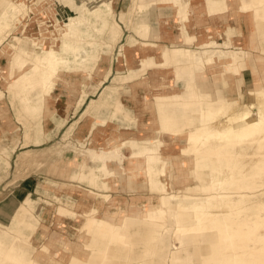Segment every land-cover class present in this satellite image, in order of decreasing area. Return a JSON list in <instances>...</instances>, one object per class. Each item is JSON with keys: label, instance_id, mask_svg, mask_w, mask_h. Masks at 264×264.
I'll return each instance as SVG.
<instances>
[{"label": "bare ground", "instance_id": "bare-ground-1", "mask_svg": "<svg viewBox=\"0 0 264 264\" xmlns=\"http://www.w3.org/2000/svg\"><path fill=\"white\" fill-rule=\"evenodd\" d=\"M15 1L21 3L23 9L24 5H28L26 0ZM15 1L0 0V33L5 27L4 20L8 16V9L16 6ZM197 1L191 0L188 6L189 11H193ZM228 1L204 0L210 7L219 5L221 8L219 18L226 22L233 16L232 13L227 12ZM230 1L233 9H238L237 18L241 9L250 24H254L256 18H264V2L261 0ZM133 2L122 11V18L127 19V23L137 31L153 38L163 37L162 28L156 30L146 22L141 24L133 22L132 14L137 10L138 5L153 4L164 7L173 4L180 8L182 13H185L181 0H134ZM56 3H58L59 14L58 17L52 19L55 28L51 31V34L55 36L70 35L72 27L69 24L73 20L89 22L85 15L87 7L91 13L96 14L98 19L104 17L106 20L102 28L94 24V27L100 32L106 28L109 22L108 14L112 15L110 10L100 5L89 6L88 0H37L35 7L29 4L26 10L29 12L35 8L40 16H49L48 12L54 13ZM69 9L74 14L67 16ZM34 11L36 12V10ZM51 16L55 17V13ZM60 19H63L64 23L59 22ZM66 19L69 21L67 22ZM111 21V24L115 26L116 21ZM36 22L39 24L40 33L49 25L39 17H36ZM29 36V33L24 29L22 36L15 37V41L18 43L3 47L2 53L9 54L6 79L20 100L19 111L24 112L21 116L33 123L34 118L40 113L42 115L44 113L40 107L39 97L34 101H31L29 97H24V87L43 86L47 91L58 83L64 86H77L82 81H73L65 77L67 68L72 67L71 62L68 59L60 58L54 49H48L42 55L35 56L38 48L34 44H38V42L33 39L27 44ZM131 44L132 42L129 45L131 46ZM204 47L202 54L207 57L209 63L215 64L217 57L214 55L215 49H213L212 43L205 44ZM128 50V46H124V54ZM24 53H32V55L24 56ZM237 53L238 51L235 52V54ZM234 57L237 62L234 66L238 75L237 84L234 87H217L216 92L219 100L212 101L216 95L210 83L209 86L204 84L198 88L199 98L202 99L198 106L200 109H208L212 117L216 118L217 116L216 122L210 127L203 126L198 130L194 129L191 124L174 129L172 145L167 143V139L165 140L168 144L167 148L172 150L167 152L171 154L162 152L168 157V160L164 161L163 169L155 172L152 165L144 168L151 180L154 174L158 175L159 172H162L164 176L168 177V180L170 179L168 183H171V186L181 188V192L162 194L161 204L158 205L165 212L170 211L172 214V221L176 223V227L173 228L175 232L172 231L178 240V249L171 252L163 245L166 242L165 238H160L158 241L159 229L142 231L126 224L125 229L120 232L115 230L116 226L111 223L106 224L105 230L98 231L93 230L90 225H86L83 230L77 233L78 238L72 242L58 231L47 238L48 226L44 225L42 236H45V242L36 249L26 243V240L31 237L24 239V228L30 229L34 233L38 229L37 224H39L31 218L36 203L27 200L19 203L16 215L14 217L12 215L10 218V223L17 226V233H11L0 227V264H96L93 263L94 255H107L111 249L114 252L121 251V255H124L123 258L126 260L129 252L124 250V246L129 250L134 249L130 264H149L145 259L152 254L163 255L165 260L164 255L169 253L172 255L173 264H264V194L252 197L249 193H242L239 198L234 197L233 194L264 187V72L258 73L254 67L247 71L244 64L247 62L246 65H248L253 60L248 57L246 61L240 60L237 55ZM128 62L130 63L129 72L123 76L129 81L128 85H170L171 81L166 73L156 74V70L153 69L151 74L141 78L139 74L133 73L131 58L128 59ZM257 62L262 63L264 60L258 59ZM140 64L142 70L145 71L153 62L147 56ZM223 67L230 70L228 63H224ZM221 75L222 73L219 74V78H222ZM115 78L119 79L122 76ZM223 81L221 80V82ZM235 91H238L240 95L235 99H228L230 95H235ZM193 95H195V90ZM2 98L3 92L0 90V99ZM148 99L150 100V98ZM95 104L99 109L101 102ZM191 105L190 103L189 108ZM225 111L227 114L223 116ZM35 127L45 132L44 122L37 121ZM79 140L84 143V140ZM179 140L185 141V144L176 150L173 142ZM120 142L125 143L123 140ZM0 147L10 148L2 143H0ZM64 147L75 148L76 146L67 142ZM247 148L251 150L247 151ZM62 149L46 148L37 153L35 159L38 163H48L49 169L52 162L64 157ZM54 152L59 155V158L52 157ZM86 152L105 157L101 151ZM52 159L55 160L52 161ZM208 160L214 163V167L209 173H205L204 166ZM68 163V160H63L59 166V169H63L65 174H68L66 171ZM168 170L169 172H167ZM160 189L165 191L166 184H161ZM199 191L200 193L202 191L209 193L201 196ZM173 198H176L175 202L172 201ZM2 210L0 209V212ZM133 226L135 227V224ZM91 233L100 234L103 239L98 242H89V238L86 237ZM249 239L254 242H250ZM158 242H161V245L155 246ZM92 245L95 246L91 247ZM71 246H77V252L74 255L71 254ZM111 264H124V261ZM161 264L167 263L162 262Z\"/></svg>", "mask_w": 264, "mask_h": 264}, {"label": "crops", "instance_id": "crops-1", "mask_svg": "<svg viewBox=\"0 0 264 264\" xmlns=\"http://www.w3.org/2000/svg\"><path fill=\"white\" fill-rule=\"evenodd\" d=\"M181 1L184 4L185 13L173 4L164 7L151 5L148 9H144L146 7L144 5H138L137 10L132 14L133 22L137 24L146 22L156 30L162 28L163 37L153 38L144 35L131 26L136 35L131 34L127 43L122 46V49L128 46L132 51L130 55L125 53L127 56L123 61L127 66L125 75L129 72L128 59L131 58L134 74H139L142 78L151 74L153 69L156 70V74L164 72L171 81L169 86H127V93L110 87L104 92L102 99L98 101L91 99L86 109L89 110L94 106V113L86 114L77 125L74 121L80 117L83 106L76 110V103L83 86H76L78 89L76 91H72L71 86L69 89L68 86H56L53 95L49 97L48 104L51 111H45L44 129L45 133H52L54 137L45 140L39 146L43 147L45 144L54 142L62 130L64 131L74 122L73 125L76 126L72 139H77V142L71 143L76 147L65 150L62 159L53 160L54 162L49 166L52 173L45 171L32 175L3 190L4 194L15 191L20 198L24 197L36 203L31 218L39 223L37 224L38 229L32 233L30 229L24 228V239L31 237L26 240L31 247L38 249L45 242V236H42L44 225L48 226L47 238L58 231L69 241L76 240L78 236L70 237L59 230L64 227L63 225L61 227L63 223L61 217H65V221L67 218L79 220L80 224L75 225L78 232L86 225H90L95 231L105 230L108 223L115 225V230L120 232L125 229L126 224L142 231L153 228L160 230L166 226L169 212H165L158 206L162 197L159 188L164 182L162 178L164 174L162 172L158 175L154 174L151 180L144 168L152 165L155 172L157 168H163L164 161L168 160V157L164 154L156 158L154 156L151 158V156L156 155L157 150L165 152L168 149V142L166 143L165 140L171 138L174 129L188 124L197 130L203 126H211L210 123L205 124L210 118L209 111L200 109L198 106L202 102L199 98V86L204 84L209 86L210 83L216 95L212 101H216L219 100L217 87H234L237 84V76L231 71L228 72V78L223 82L219 77H215L217 72L211 69L207 57L202 54L205 44L212 43L215 49L214 55L217 58L221 54V48L228 50V57H232V53L239 48L244 61L247 57L253 60L248 65H246L247 62L244 64L247 71L254 67L258 73L264 72V62H257L258 59L264 60V18H256L254 24H250L242 9L239 10L240 14L237 18L238 9H233L229 0L227 12L232 13L233 16L228 19V23L219 18L221 14L219 5L210 7L204 0H198L191 12L188 10L191 0ZM156 11L158 19L154 20L152 16ZM162 16L165 17L163 20L160 19ZM116 24L120 25L119 20H116ZM130 42H132L131 46ZM125 54L114 57L111 61V66L107 67L110 71L109 77L113 74L115 77L122 76L121 73L124 71L114 66L119 59L122 63V57ZM147 56L153 64L144 71L140 63ZM107 58L112 59L109 55ZM3 59L5 57H0V66L5 62L4 72L8 73V59ZM1 83L2 79H0V85ZM1 87L6 88V86ZM92 87L88 86V89ZM194 90L195 95H193ZM91 95L94 94L91 93ZM97 102H101L99 109L95 104ZM190 103L192 105L189 108ZM19 110L9 95L0 99V143L4 141L6 146H15L10 157L11 174L5 177L4 183H7L14 175V170L11 169L13 157L27 147L23 145L25 127L24 116L21 114L24 112ZM54 117L66 119V123L59 130ZM112 118L114 120H110ZM212 118L214 119L215 116ZM69 129L71 131L72 128L69 127ZM69 129L65 132L68 133ZM79 139L84 140V143ZM86 151H101L105 157L88 154ZM63 160L69 162L66 166L69 176L67 181H62L61 177L55 173L60 170L59 166ZM46 176L50 178L39 179ZM35 183L40 192L44 191L42 192L44 195L39 191L25 195L27 191L32 190ZM58 183L75 185L83 190L79 194L75 192L63 197L45 186V184L58 185ZM155 196H157L156 202L154 201ZM56 199L59 202H56ZM140 199L147 201L139 204ZM50 204H55V212L60 218L58 228L54 231L49 225L43 223L44 208ZM105 204H107L106 208ZM112 205H119V207L111 210L109 207ZM15 210L14 205L11 208L13 217L16 215ZM86 238H89V242H98L103 239L100 234L94 233ZM159 245L161 242L155 244V246ZM163 245L171 251L173 244L166 240ZM124 250L129 252L126 260L123 258L124 255H121V251L114 252L111 249L103 259L94 256L93 263L111 264L124 261V264H130L134 249L129 250L124 246ZM71 254L74 255L72 246ZM164 257L165 260L163 255L152 254L145 261L149 264H161L162 262L173 264L170 253Z\"/></svg>", "mask_w": 264, "mask_h": 264}, {"label": "rangeland", "instance_id": "rangeland-1", "mask_svg": "<svg viewBox=\"0 0 264 264\" xmlns=\"http://www.w3.org/2000/svg\"><path fill=\"white\" fill-rule=\"evenodd\" d=\"M12 1H15V0H12ZM133 1L134 0H88L89 6L100 5L103 8L105 7V9L110 10L112 12V15L108 14L109 22L106 28L101 32L98 31L94 27V24L102 28L106 20L104 19V17L98 19L95 13H91L89 11L88 7L86 8L87 11H85V15L88 17L89 22H85L84 20H80L79 22L76 20H73V22L69 24V26L72 27V30H71V34L68 36H66V34L55 36L51 34V32L48 33L47 31L40 33L41 32L40 29L38 33L41 34L40 35L41 37L37 36L38 33L36 31L38 30V28L35 25V23H32L31 27L27 31V33H29L30 35L27 38V44L32 42L33 39H36V41L38 42V44H34V46L38 48L37 49L38 52H35L36 53L35 56L42 55L43 52L48 49L50 50L54 49L60 58L68 59L71 62L72 67L70 69L66 67L67 70L65 71V77L73 81H78V80L82 81L81 84L77 85V86H83V87H82L81 93L76 103V110H78L80 107L83 106V111L80 117L74 121L76 122V125L78 121H80L86 114L94 113V106L90 107L89 110L86 109L87 108L86 106L93 98L96 99V101L102 99L104 92L108 90V88L110 87L115 88L117 90L124 91V93L128 92L127 86H130L128 85L129 81L124 79L123 77L126 74L125 71L127 68L126 64H124L123 62L125 58H127L126 54L122 57L123 58L122 63H120V59H119V62H116L114 66V68L121 69L122 71H124L123 73H121L122 78L114 80L115 78L114 74L113 76L111 75L109 77L110 71L107 67L111 66L112 64L111 61L114 60V57H119L120 55L124 53L122 46L125 43H127V41L129 40V36L131 34L136 35L131 25L127 23V19L126 20L122 19V16H123L122 10L130 6ZM15 3H16L15 7H11L8 9V12H7L8 16L4 20L5 27L3 28V32L0 33V57L1 58L5 57V59H8V61H9V54L2 53V48L12 43H18L15 41V37L22 36L23 28L25 26V23L23 22V18L29 13L26 9L28 8L30 4V0H26V3H28V5H24V9L22 8L21 3H17L16 1ZM151 5L153 4L147 5L146 7H144V9L150 8ZM35 10H36V16H35V19H36V17L40 16V13H38L37 9ZM157 11L152 16L154 20L158 19ZM53 12L54 13L56 12L55 9ZM48 13L49 15L54 14L50 12ZM69 14L73 15L74 12L69 9L67 12V16ZM104 16L107 17V15H104ZM135 17H136V14H135ZM164 18L165 17L162 16L160 19L163 20ZM111 20H114V21L119 20V23L121 26L116 23H115V26H113L111 24L112 22ZM66 21L68 22L69 20L66 19ZM53 42H55L54 45H53ZM236 51H238L237 54H235ZM127 53L128 55H130L132 51L129 50ZM228 54L229 52L226 48H221V54L218 56L215 64H211L208 62L210 64L209 66L211 67V69L217 72L215 75L216 78H218L219 74L222 73L221 75L222 78H220L221 80L227 79L228 72L230 71L234 73L238 78V75L236 74L234 70V66H236L235 64H237V62L235 61L236 58L234 56L237 55V57H239L241 60L242 59L241 50H239V48L238 49L236 48V50L232 53V57H228ZM23 55L31 56L32 53H28V54L24 53ZM108 55L111 56L112 59L107 58ZM224 63H228L230 65V70H226V68L223 67ZM75 67H78V68H75ZM5 68H6L5 62H3L0 66V79H2V83H1L2 85H0V90L3 92V97L6 95H9L12 99L13 104L16 103L17 107L19 108L20 100L16 96L15 91L12 89V86H10L9 81H7L6 79L7 73L4 72ZM7 69H8V64H7ZM1 86H6V88H3ZM56 86H64V85L59 84V83L55 84L54 86H51L50 89L47 91L44 90L43 86L24 87V97H29L31 101H34L37 97L40 98V101H41L40 107L44 115L40 113L36 118H34L33 123L29 122V120H27L24 117L25 139H24L23 145L27 147L26 148L24 147L23 150L19 151L17 155H15L16 157H13L11 169L13 168L14 175L7 183H4L3 180L5 179L6 176H9L11 174L10 157L13 153V148L15 146L13 145L10 148L8 147L9 149L0 147V209H3L2 212H0V227L11 233H17L16 231L17 226L14 223L13 224L10 223V218L13 215L11 208L15 205V209L17 210L19 203L27 201V198H24V197L20 198L16 194L15 191L14 192L11 191V192H8L7 194H4L3 190L8 187H12L16 185L20 180H23L32 175H38L45 171H47L48 173H52V171L48 169V166H47L48 163H41V162L38 163V161H36L35 158L37 157V153L41 152L42 150L46 148H50V147H56L57 150H60L63 148L62 152L65 153V150H68L70 148V147H64L65 143L77 142V139H72V133L76 126V125H73L74 123L73 122L64 131L62 130V132L60 133V136L55 138L54 142H52L51 144H45V146L43 147L39 146L45 140L52 139L54 137V134L52 133L51 134L49 133L48 135V133H45L44 131H40L37 128H35V123L39 120L44 122L45 110L51 111V108L49 107V104H48V99L49 97L53 95V91L55 90ZM88 86H93V87L91 89H88ZM69 87L70 86H68V89ZM70 89H73L72 91L78 90L76 86L75 87L71 86ZM91 93H93L94 95H91ZM82 94H84L83 97H82ZM239 95H240L239 92L235 91V95H230V98L228 97V99H235ZM226 114L227 112L225 111L223 113V116H226ZM208 116L210 118L209 120H207L208 123H205V124L210 123V125L212 126L214 122H216L218 117L216 116V118L213 119L211 116V113L208 114ZM54 118L56 120L57 127L59 130L66 123V119L62 117L61 118L54 117ZM110 120H114V119L112 118ZM69 127H72V129L70 132L66 133L65 131H67ZM173 136L174 134H172L171 138L168 139L169 145H172ZM1 143L6 146L4 141ZM173 143H175L173 145L175 146V149L177 150L179 149V146L185 144V141L179 140L178 142L174 141ZM28 144H32V146H28ZM171 150L172 149L170 150L167 149L165 151L166 154H171V153H167V152H170ZM246 150L250 151L251 149L247 148ZM160 155H163L160 150L156 151V155L152 154V156H160ZM52 157L59 158V155H56L54 152ZM53 160L55 159H52V161ZM206 163L207 164L204 166L205 167L204 172L209 173L211 169L214 167V163L211 160L206 161ZM162 169L157 168L158 171H161ZM55 173L61 177L62 181L69 180L68 174H65L63 169ZM48 178L50 177L46 176L43 178L41 177L39 179L44 180ZM162 178H164V182L162 183V185L165 183L167 186V189L165 191H162L159 188L160 190L159 192L161 194H171L173 192H181V188L179 186H171V183H168V181H170V179L168 180V177L162 176ZM36 186H37V183H35L32 190L27 191L25 195L30 192L37 193V191L39 190L36 188ZM45 186H48L50 190L54 191L56 194H59L63 197H66L65 195H72V193H75V192L79 194L83 190L79 188L78 186L71 185V184L63 185V184L58 183V185L45 184ZM260 188L261 187L257 189L256 188L248 189L247 191L235 192L233 194H234V197H237V198L241 197L242 193H249L252 195V197L262 196V194H264V187L262 189ZM42 192L44 191H41V192L39 191L40 194L44 195ZM207 193L209 192L202 191V193H200L199 191V194H202L201 196H205ZM51 198L53 199L54 197H51ZM55 201L59 202L58 199H56ZM146 201H147L146 199H140L139 204H142L143 202H146ZM154 201L155 202L157 201V196H155ZM172 201L175 202L176 198H173ZM46 206L47 207H45L43 211V217H45V219H43V223L49 225L50 229L54 231L55 229L58 228L57 226H58V222L60 221V218L58 214L55 212V207H56L55 204H50ZM104 207L106 208L107 204H105ZM118 207L119 205H112L109 208L111 210H116ZM168 212H169L168 224L164 226L163 228H161L159 230V233L157 234H159L158 241L160 240V238H165V240H169V242H172L173 245L171 248V252H173L174 250L178 249L179 243L174 233L175 230L173 229L176 227V223L172 221V214L170 213V211ZM50 216H51V219H50ZM61 218H62L61 222H63L61 223V227L62 225L64 227H62L59 230H62L65 234H68L70 237L76 238L78 231L75 228V225L78 226L80 224V221L79 220L76 221L72 218H67V221H65L64 220L65 217H61ZM172 230H174V232ZM34 240L35 242L37 241L36 238ZM249 240L250 242H254V241H251V239ZM237 242H241V241H237ZM176 244H177V247H176ZM73 250L75 254L77 252V246L76 247L74 246ZM94 256L100 257L103 259L107 255L103 254L101 256L100 254L98 255L95 254Z\"/></svg>", "mask_w": 264, "mask_h": 264}, {"label": "built area", "instance_id": "built-area-1", "mask_svg": "<svg viewBox=\"0 0 264 264\" xmlns=\"http://www.w3.org/2000/svg\"><path fill=\"white\" fill-rule=\"evenodd\" d=\"M30 5L32 7H35L36 6V0H30ZM34 10H35V8L33 10H30L29 13L23 18V22L25 23V26H24L23 30L25 29L26 32L29 30V28L31 27V24L32 23H35V25L38 28V30L36 32L38 33V31H39V28L40 27H39L38 22H36V19H35L36 12ZM55 11H56L55 12V17H53V16L50 17V15L49 16L48 15H46V16H39V18H42L43 20H45L47 22V24H49L48 26L47 25H44V26H47V29L45 28L44 31H47L48 33L51 32L52 30H54V28H55V25L53 23L54 21L52 19L53 18L55 19L56 16L58 17V14H59L58 3L55 4ZM59 22L64 23V20L63 19H60ZM40 35L41 34L38 33L37 36H40Z\"/></svg>", "mask_w": 264, "mask_h": 264}]
</instances>
